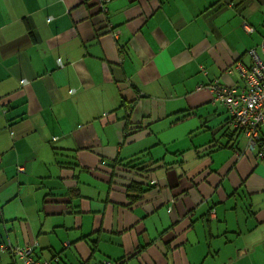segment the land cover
Listing matches in <instances>:
<instances>
[{"label":"crops","instance_id":"crops-1","mask_svg":"<svg viewBox=\"0 0 264 264\" xmlns=\"http://www.w3.org/2000/svg\"><path fill=\"white\" fill-rule=\"evenodd\" d=\"M106 7L0 0V243L54 264H264V163L208 86L241 90L234 62L264 57V0Z\"/></svg>","mask_w":264,"mask_h":264},{"label":"built area","instance_id":"built-area-1","mask_svg":"<svg viewBox=\"0 0 264 264\" xmlns=\"http://www.w3.org/2000/svg\"><path fill=\"white\" fill-rule=\"evenodd\" d=\"M108 1L98 0L101 11L105 12ZM247 30L251 31L252 29L247 27ZM112 34L114 37L117 36L116 31H112ZM259 47L264 53V39L260 42ZM248 52L251 57L249 66H245L240 61L234 62L233 66L243 78L244 88L236 91L235 88L222 85L217 80L211 82L209 88L214 93L215 99L220 100L228 108V125L243 132L247 139V149H258V159L264 163V144L258 134V127L264 126V57L258 52L257 47L250 48ZM57 63L62 65L60 58H57ZM20 83L27 84L28 81L22 78ZM74 91V89H70L69 93H74ZM36 248V243L22 246L12 245L9 242L0 244V251H8L12 255L14 264H54L52 261H57L55 256L52 260L37 257ZM103 264L115 263L104 260Z\"/></svg>","mask_w":264,"mask_h":264},{"label":"trees","instance_id":"trees-1","mask_svg":"<svg viewBox=\"0 0 264 264\" xmlns=\"http://www.w3.org/2000/svg\"><path fill=\"white\" fill-rule=\"evenodd\" d=\"M224 85V84H223ZM244 86H245V84H244ZM244 88V87H243ZM216 100V99H215ZM217 101H219L222 105H224L220 100H217ZM225 106V105H224ZM225 108H226V111H227V113H228V117H229V110H228V108L225 106ZM187 115H181V116H179V117H177V118H175L174 120H173V122H177V121H179V120H181L182 118H184V117H186ZM228 119V118H227ZM227 124H228V121H227ZM228 126H230V125H228ZM261 127H264V126H260V127H258V134L260 135V137H261V139H262V144H264V139L262 138V136H261V133H260V129H261ZM232 128H234V127H232ZM234 130H236V131H239L240 129H238V128H234ZM247 140V139H246ZM246 146H247V144H246ZM246 149H247V147H246ZM249 149H247L246 151H248ZM250 151V150H249ZM252 151V150H251ZM255 151H256V154L258 153V149H255ZM259 160V159H258ZM149 183H151L152 185H155V184H157V181L155 180V178H153V179H149L148 180V184ZM171 208H172V204L170 203L168 206H167V209L170 211L171 210ZM1 243H3V242H1ZM0 243V244H1ZM10 254V253H9ZM11 255V254H10ZM37 255V254H36ZM12 256V255H11ZM40 258V257H39Z\"/></svg>","mask_w":264,"mask_h":264},{"label":"bare ground","instance_id":"bare-ground-1","mask_svg":"<svg viewBox=\"0 0 264 264\" xmlns=\"http://www.w3.org/2000/svg\"><path fill=\"white\" fill-rule=\"evenodd\" d=\"M217 144V143H216Z\"/></svg>","mask_w":264,"mask_h":264},{"label":"rangeland","instance_id":"rangeland-1","mask_svg":"<svg viewBox=\"0 0 264 264\" xmlns=\"http://www.w3.org/2000/svg\"><path fill=\"white\" fill-rule=\"evenodd\" d=\"M209 86V85H208Z\"/></svg>","mask_w":264,"mask_h":264}]
</instances>
